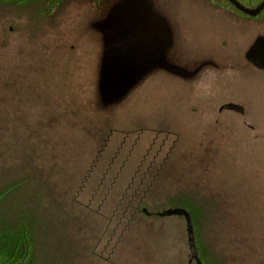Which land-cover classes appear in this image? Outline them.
<instances>
[{"label":"trees","instance_id":"16d2710c","mask_svg":"<svg viewBox=\"0 0 264 264\" xmlns=\"http://www.w3.org/2000/svg\"><path fill=\"white\" fill-rule=\"evenodd\" d=\"M39 1L42 4L37 6L38 0H0V132L20 124L17 138L11 134L3 140L7 144L15 142V151L19 149L16 163L22 156L21 175L12 180L0 177V264H122L117 262V253L128 237L135 250L145 254L147 264H198L191 256L190 227L202 264H229L219 243L224 232L218 226L226 210L223 200L199 186H191L190 191L152 189L169 167L165 168L164 162L170 154L157 163L152 143L145 155L140 154V162H129L138 137L145 131H152L156 139L160 137L161 144L172 134L163 116L150 124L140 118L133 123L131 116L120 118L128 115L133 96L131 86L124 84L126 80L123 84L117 81L112 90L108 89V78L117 61L111 54L108 24L112 18L105 15L113 13L122 0H66V15L70 9H81L79 12L86 15L75 19V25L71 17H35L40 13L64 14L61 0ZM238 1L255 7L262 0L251 4ZM97 5L102 17H95ZM230 7L232 14L247 15L232 3ZM60 30L64 37H58ZM14 46L20 55L10 62L9 68L4 54ZM35 49L43 51L46 59H53L56 49L84 59L86 66L82 70L87 69L88 73L85 90L62 97L66 88H61V82L63 91L57 93L56 99L37 94L38 86L24 92L20 77L25 71L28 74L30 68L24 67L28 61L21 60V53L31 55L29 52ZM77 49L81 52L76 53ZM245 60L248 61L244 56L239 62L241 71ZM36 66H32L35 72ZM61 68L66 70V64ZM57 81L54 78L49 84L55 87L60 82ZM196 107L192 105V109ZM66 120L67 126L80 129L77 137L66 136ZM127 124L136 127V138L125 149L134 134ZM115 136L119 141L111 144ZM57 153L64 163L52 175L59 163L55 159ZM69 155L78 156L70 160ZM146 156H150L147 164ZM11 157L7 154L8 160ZM77 160L83 163L77 164ZM170 177L182 180L183 171L176 169ZM34 180L36 185H32ZM26 183L32 186L26 188ZM13 192L27 196L26 204L20 200L21 195L17 202L8 203ZM95 227L99 230L96 237L84 234L85 229ZM41 230H47L44 242ZM52 241L56 249L50 246ZM181 241H185V249L180 246L182 252L174 254ZM47 247L49 253L59 256L55 261L45 254ZM84 248L94 257L92 260H86Z\"/></svg>","mask_w":264,"mask_h":264},{"label":"rangeland","instance_id":"374dc122","mask_svg":"<svg viewBox=\"0 0 264 264\" xmlns=\"http://www.w3.org/2000/svg\"><path fill=\"white\" fill-rule=\"evenodd\" d=\"M72 7L74 8V6ZM79 10L81 9H70L67 12L66 17H71L74 25L75 19L86 17ZM63 11L66 14V3ZM217 12L215 9V13ZM247 15L231 13L228 21L224 22L222 19L215 18L213 46L208 43L206 35L190 33L186 46L190 45L192 48L183 50L185 57L201 63L203 48H206V52L208 49L209 52H214L215 57L210 80H206L208 81L206 83L200 80L196 81L193 91L195 90L194 92L197 93L192 92V86L186 87L185 83L179 84L176 81L180 79L179 77H166L159 82L149 83L148 86L145 85L146 87L133 91L128 105L129 109H127L129 113L120 117L127 119L131 116L133 123L140 118L141 121L149 124L152 123L151 120H156L161 116L167 119L172 134L168 137L167 142L161 144L160 137L156 139L152 131H145L138 137V146L131 154L129 162H140V154H144L152 143L154 144L152 154L156 155L157 163H160L163 157L170 153L167 161L164 162L165 168L169 167L163 172L159 181L157 179L152 189L163 188L165 192H174L176 189L190 191L191 186H199L202 191L213 193L212 196L223 200L222 205L226 210L224 216H220L222 221L218 226L224 232L219 243L226 252L229 264H264V75H255L249 65H244L242 71L239 67L240 60L247 54L249 59L264 69V16L250 17L251 15ZM189 18L186 17L185 20ZM1 34L0 30V37ZM64 36L60 30L58 37ZM9 39L10 37L5 42L7 43ZM16 48L17 46H14L4 54L9 68L10 62L20 55L17 54L19 52ZM78 52L81 50L77 49L76 53ZM29 53L31 55L21 53V60L28 61V65H24V67L30 68L28 74L25 71V75L20 77L21 84L24 81V92H27L29 87L38 86L37 94L45 93L48 94V99H56L58 98L57 93L63 91L60 90L61 82L64 83L61 88H66L62 97L85 90L88 73L87 69L82 70L83 65L86 66L84 59H76L69 51L66 53V50L59 51L58 49H56V56L53 59H46L43 51L39 52V49ZM72 58L74 59L72 60ZM243 63L247 65L249 62L245 60ZM64 64H66V70L61 68ZM34 65H37L36 72L32 68ZM261 73L264 74V72ZM62 74H66L64 79H62ZM6 75H8V71H6ZM54 78L58 79L57 83L60 81L55 87L49 84ZM198 78L206 79L207 76ZM174 101L177 102L176 106ZM230 101L243 106L246 104L245 113L223 111L221 107ZM192 105H196V109H192ZM127 126L130 125L127 124ZM130 127L134 132L136 127ZM11 134H14L16 138L21 134L19 123H15L13 130L0 132V177L7 180L15 179L22 174L20 164L22 156L17 163L15 160L16 151L19 149L15 151V142L7 144L3 140ZM73 134H76L77 137L80 134V129L67 126L66 120V136ZM117 135L119 136V134ZM115 138L116 140L113 138L111 144H116L119 141L117 136ZM135 138L136 132L128 138L125 149L128 143L130 144V141ZM159 146L163 147L160 151ZM7 154L12 155L10 160L7 159ZM59 155L57 153L55 159H58ZM78 155H69V158L73 160ZM146 157L147 164L150 156ZM58 160L59 163L53 169L52 175H56V169H60L64 163V159L59 158ZM76 163L81 164L83 161L77 160ZM176 169L183 171L182 180L179 177H170L176 172ZM36 182L34 180L32 185H36ZM28 185L29 183H26L25 187L32 186ZM32 195L35 193L32 192ZM18 199L23 200L22 203L26 204L27 196L13 192L7 202H17ZM80 211L85 212V209ZM204 230L208 232L207 227ZM41 231L44 242L47 230ZM98 231V227L87 228L84 234H89L94 238ZM181 242H178L174 254L182 252L180 246L185 249V241ZM51 243L50 246L56 249L55 243L53 241ZM84 243L86 246L85 239ZM143 247H146L145 243H143ZM121 249L122 251L117 253V262L147 264L143 259L145 254L135 250L131 237L123 242ZM83 250L86 251L84 254L86 260L94 258L86 248ZM45 254L51 261H55L59 257L49 253L48 247Z\"/></svg>","mask_w":264,"mask_h":264},{"label":"flooded vegetation","instance_id":"af4514ba","mask_svg":"<svg viewBox=\"0 0 264 264\" xmlns=\"http://www.w3.org/2000/svg\"><path fill=\"white\" fill-rule=\"evenodd\" d=\"M61 1L65 6L66 0ZM244 1L251 4L257 0ZM231 3L230 0H122L113 13L105 15L112 18L108 24L113 41L111 53L117 61L111 76L121 84L128 79L133 91L166 77H179L176 80L179 84L192 86V92L197 93L193 91L196 81L206 83V80H210L215 64L214 52H209V49L206 52V48H203V60L197 63L185 57L183 50L192 48L186 46L191 32L206 35L208 43L213 46L215 18L228 21L232 12ZM36 4L39 6L42 3L38 0ZM97 6L95 17H102L100 6ZM261 12L255 17L264 16ZM35 17H66V14L40 13ZM186 17L190 18L185 20ZM245 57L249 61L245 66L249 65L255 75L263 76L261 72L264 69L249 59L247 54ZM170 66H177L186 72L177 73ZM205 76L206 79L198 78Z\"/></svg>","mask_w":264,"mask_h":264},{"label":"water","instance_id":"95a60500","mask_svg":"<svg viewBox=\"0 0 264 264\" xmlns=\"http://www.w3.org/2000/svg\"><path fill=\"white\" fill-rule=\"evenodd\" d=\"M230 1L237 8H239L241 11H243L244 13L249 14L251 16L258 15L264 9V0L261 3H259L257 6H255V7H247V6L243 5L242 3H240L238 0H230ZM114 41H115V39H114ZM111 43L113 44L112 37H111ZM112 44H111V48H112ZM170 69L172 71H175V72L180 73V74H184L186 72L184 69L179 68L177 66H170ZM116 83H117V79L114 78L113 76H110L108 78V84H109L108 89L112 90L115 87ZM126 83L127 84L129 83L128 79H126L124 84H126ZM223 108L229 109V110H234V111L239 112V113H244L245 112V107L242 104H239V103H236V102H232V101L225 103L221 107V109H223ZM185 215L187 217H189L188 212H185ZM189 231H190L189 236H190V244H191V252H192L191 256H192V258L197 259L198 264H202V261L199 258L198 250H197V247H196L195 236H194L192 227L189 228Z\"/></svg>","mask_w":264,"mask_h":264}]
</instances>
